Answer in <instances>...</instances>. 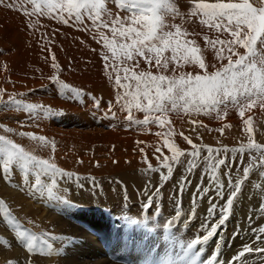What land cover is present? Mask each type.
<instances>
[{"label":"rangeland","instance_id":"rangeland-1","mask_svg":"<svg viewBox=\"0 0 264 264\" xmlns=\"http://www.w3.org/2000/svg\"><path fill=\"white\" fill-rule=\"evenodd\" d=\"M195 2L172 0L179 15L166 16L165 21L169 26L180 25L189 33L187 39L196 41L208 71L212 72L228 60H220L216 49L204 37L220 40L231 37L201 24L202 17L192 16ZM250 2L259 7L264 0ZM9 3L13 4L12 8L6 6ZM105 5L111 13L110 19L129 15L115 0H105ZM33 8L26 0H5L0 5V136L70 175H58L49 195L51 177L42 176L44 187L37 191L33 187L32 171L25 174L13 166L10 179L6 180L0 168V200L14 218L6 219L0 212V264L10 261L12 264H207L217 251L222 259L219 264H264V233L258 232L264 228V176L261 175L264 166L259 165V153L247 148L250 141L264 145V107L254 105L245 109L241 117L239 109L229 104L227 118L238 116L228 119L230 122L222 119L224 115L217 118L215 112L180 110L168 112L163 126L137 123L145 119L146 113L135 108L129 110L124 101L118 102L117 97L124 90L115 84L114 71L109 79L111 70L105 69L102 58L107 50L94 38L91 21L85 19L89 30H84L73 22L64 24L47 15L25 14V9L32 13ZM30 24L35 27H29ZM103 31L111 37L108 29ZM236 51L246 54L244 48ZM223 55L232 53L225 47ZM53 56L60 66L59 72L52 67ZM173 67L176 65L170 64L165 74L173 75ZM139 68L154 74L158 71L155 67L149 69L143 61ZM181 73L196 75L203 74V70L198 65L185 64L177 67L175 75ZM120 74L123 76L122 71ZM53 76L61 83H56ZM65 84L69 87L64 88ZM73 89L80 90L79 94ZM12 99L22 106L36 108L31 112L17 108L8 104ZM49 109L50 113L45 115ZM130 113L132 120L128 119ZM245 120L249 123L245 124ZM179 122L188 124L180 126ZM29 133L42 136L45 141L34 140L26 135ZM184 137L200 148V155L195 158L197 166L191 171L188 167L193 148ZM165 139L184 153L178 161L171 160L172 152L164 146ZM158 147L160 152L156 151ZM208 147L220 150L212 154L213 160H225V165L216 172L225 185L223 199L210 180ZM241 147L245 149L243 153L231 151ZM164 157L169 158L173 167L167 180L161 179L162 174L167 175ZM250 163L254 166L244 179L243 169ZM149 164L157 170H149ZM229 173L233 184L237 179L243 183L226 223L218 229L219 235L203 245V251L199 244L189 251L187 244L198 237L202 240L206 227L210 230L222 218L221 208L231 191ZM201 188L209 190L205 193ZM39 202L46 208L39 206ZM212 204L217 209L209 217ZM21 233L35 237L38 234L35 251H29ZM245 246L250 251L235 260ZM195 252L199 254L194 255Z\"/></svg>","mask_w":264,"mask_h":264},{"label":"snow or ice","instance_id":"snow-or-ice-1","mask_svg":"<svg viewBox=\"0 0 264 264\" xmlns=\"http://www.w3.org/2000/svg\"><path fill=\"white\" fill-rule=\"evenodd\" d=\"M26 2L34 5L33 12L26 15H47L57 19L59 22L75 24L89 30L85 25V19L91 21L94 29V38L102 44L107 50L103 54L105 61V69L108 72L109 79H112V72L115 75V84L118 88L123 89V93L118 95L117 100L124 101V106L129 110H136L146 113L145 119L137 123L149 124L157 123L163 126L167 121V113L170 111H190L209 114L215 112L217 118L227 114L228 105L239 109V115L244 116L245 109H251L254 105L259 104L264 107V3L256 7L250 0H216V2H204V0H196L191 11L192 16H200V23L206 25L210 30L216 32L228 33L230 40L210 39L207 35L204 40L209 46L216 49L217 56L220 60L227 59V64H222L215 71L209 72L200 48L195 40H189V33L182 29L180 25H167L166 16L179 15L178 9L172 0H115L117 6L122 10L129 12L126 17L111 18L108 12L105 0H26ZM5 0H0V5H4ZM9 8L13 4L6 5ZM108 17V19L105 18ZM29 27H35L30 24ZM175 30L172 31L171 29ZM104 29L111 32V37L105 34ZM219 45V47H217ZM258 45L260 46L258 48ZM227 50L232 53L225 57L223 55ZM246 49V54H239L236 49ZM110 53V55H109ZM233 55L237 58L233 59ZM119 61V62H117ZM143 61L149 66V69L155 67L158 71L154 74L151 70H143L139 68L140 62ZM170 64L173 67V75H166ZM185 64L198 65L203 70V74L192 75L191 73H181L175 75L177 67L182 68ZM52 67L59 72L60 66L55 63L53 56ZM139 69V70H137ZM121 71L123 76H121ZM52 79L56 83H61L57 76ZM68 88V85H62ZM79 94L80 90L73 89ZM98 103V102H96ZM8 104L17 108L24 107L28 111H34L35 105H21L17 100H10ZM223 106V109L221 108ZM50 109L45 111V115L50 113ZM159 115H155V114ZM132 120L131 113L128 116ZM251 118H249L250 120ZM245 120V124L249 123ZM227 127V125H226ZM251 131V129H248ZM11 132L12 129H6ZM223 132V129H220ZM34 140L41 142L45 138L26 134ZM187 142L192 145L193 151L190 156L193 158L189 161L188 170L195 168L196 159L200 155L199 146L193 144L189 137H184ZM164 146L172 152V161H178L179 157L184 155L181 150L168 139L164 140ZM53 151L55 145L53 144ZM248 150H255L259 153V165L264 166V145L249 142ZM160 152V148L156 149ZM209 156L208 169L212 173V180L217 195L223 199L225 195V185L216 176L220 166L225 165L224 159L213 160L212 154L220 150L207 148ZM225 152L229 151L224 149ZM231 151H240L243 153L245 149H231ZM0 168H2L4 178L10 179L13 166H17L24 170L25 174L32 171L35 175L34 188L39 191L44 185L41 177H51L52 184L48 186L49 195L52 194V188L56 185V177L69 176L59 169L49 160L40 159L35 155L26 152L24 148L13 143L5 136H0ZM255 158H253V162ZM254 163L244 167L243 177L247 179ZM163 167L167 169V175L161 176V179L167 180L173 172V167L169 163V158L164 157ZM149 170L156 171L151 164L148 165ZM264 176V173H261ZM243 181L237 179L233 184L229 173L228 188L231 189L226 203L221 208V219L211 229H205L206 235L201 240H196L187 244L186 248L191 251L195 249V245H206L208 241L217 234L218 229L226 223L228 215L234 204V198L241 191ZM184 185H181L183 188ZM257 187H260L257 185ZM208 188H201L200 191L207 192ZM147 191V189H145ZM159 193L157 192V195ZM151 198L148 204L151 205ZM217 209V205L212 204L209 208V217L213 216ZM264 210V205H262ZM0 212H3L6 219H14L10 216L7 205L0 200ZM179 216V212L177 213ZM136 221H133L135 223ZM264 233V228L258 230ZM21 239L26 240L29 251H35L36 245L34 241L35 235L21 233ZM259 239V237H257ZM219 249V246L217 247ZM250 249L245 246L244 251L238 253L234 258L239 260L244 252ZM195 252L194 255H198ZM9 264H12L10 261ZM207 264H219L218 251L208 261Z\"/></svg>","mask_w":264,"mask_h":264},{"label":"bare ground","instance_id":"bare-ground-1","mask_svg":"<svg viewBox=\"0 0 264 264\" xmlns=\"http://www.w3.org/2000/svg\"><path fill=\"white\" fill-rule=\"evenodd\" d=\"M176 1H177V0H176ZM9 10H10V9H9ZM12 39H13V36H12ZM14 40H15V38H14ZM10 41H11V40H10ZM231 106H232V105H231ZM259 108H260V106H259ZM262 109H263V108H262ZM230 111H233V110H230ZM261 113H262V112H261ZM232 115H234V114H232ZM224 116H225V117H224ZM224 116H223L222 119H225V120H226V119H227V120H228V119H233V118L238 117V116H236V115H235L234 117L232 116L233 118H232V117H231V118H229V117L227 118V115H224ZM198 121H199V120H198ZM228 121H229V120H228ZM196 122H197V121H196ZM200 122H201V120H200ZM229 122H230V121H229ZM221 123H222V121H221ZM186 124H188V123H187V122H185V123L179 122V125H180V126H183V125H186ZM197 124H198V123H197ZM199 124H200V123H199ZM207 124H208V123H207ZM191 125H193V124H191ZM194 125H195V124H194ZM202 125H203V124H202ZM218 125H220V124H218ZM221 125H222V124H221ZM234 125H236V123H235ZM189 126H190V124H189ZM195 126H196V125H195ZM204 126H205V123H204L203 127H204ZM179 180H181V179H179ZM203 181H204V180H203ZM33 183H34V181H33ZM181 183H182V182H181ZM208 183H209V181H208ZM34 184H35V183H34ZM107 185L110 186L109 183H108ZM109 186L105 187V189H106V188L108 189ZM4 187H5V186H4ZM29 188H30V187H29ZM5 189H6V187H5ZM262 189H263V188H262ZM29 190H30V189H29ZM30 191H31V190H30ZM28 193H31V192H28ZM32 193H33V192H32ZM102 193H103V192H102ZM66 194H67V193H66ZM90 194H91V192H90ZM90 194H89V195H90ZM40 195H41V194H40ZM36 196H37V195H36ZM32 197H34V196H32ZM32 197H31V198H32ZM89 197H90V196H89ZM244 199H245V198H244ZM35 200H36V199H35ZM65 200H66V199H65ZM76 200H77V199H76ZM99 200H100V198L97 199V201H99ZM36 201H37V200H36ZM250 201H251V200H250ZM37 202H38V201H37ZM28 204H29V203H28ZM37 204H39V206H40V205L43 206V203H42V202H39V203H37ZM65 205H66V204H65ZM70 205H71V204H70ZM70 205H69V206H70ZM247 205H248V204H247ZM249 205H250V204H249ZM249 205H248V206H249ZM198 206H199V205H198ZM248 206H247V207H248ZM251 206H252V205H251ZM29 207H30V206H29ZM245 207H246V206H245ZM252 207H253V206H252ZM37 208H38V207H37ZM43 208H46V207L43 206ZM69 208H70V207H69ZM255 208H256V207H255ZM258 208H259V206H258ZM207 209H208V208H207ZM219 209H220V208H219ZM246 209H247V208H246ZM63 210H64V209H63ZM207 211H208V210H207ZM47 212H48V211H47ZM248 212H249V211H248ZM253 215H254V214H253ZM220 217H221V216H220ZM193 218H194V217H193ZM58 219H59V218H57V220H58ZM246 219H247V218H246ZM199 220H200V218H199ZM41 221H42V220H41ZM53 221H54V220H53ZM55 221H56V220H55ZM204 221H205V220H204ZM206 221H207V220H206ZM50 222H51V221H50ZM197 222H198V220H197ZM199 222H200V221H199ZM210 222H213V221L210 220ZM234 222H235V221H234ZM41 223L43 224L44 222L42 221ZM202 223H203V221H202ZM247 223H248V222H247ZM44 224H45V223H44ZM60 224H61V222H60ZM205 224H206V223H205ZM208 224H209V223H208ZM58 225H59V224H58ZM196 225H197V224H196ZM198 225H199V224H198ZM200 225H201V224H200ZM204 226H205V225H204ZM230 226H231V225H230ZM197 227H199V226H197ZM207 227H208V226H207ZM207 227H206V228H207ZM210 227H211V226H210ZM210 227H209V228H210ZM226 227H227V226H226ZM231 228H232V227H231ZM231 228H230V229H231ZM235 228H236V227H235ZM235 228L233 229V231L235 230ZM61 229H62V228H61ZM34 231H35V230H34ZM200 231H201V229H200ZM200 231H199V232H200ZM229 231H230V230L228 229V232H229ZM30 232H31V231H30ZM201 232H202V231H201ZM201 232H200V233H201ZM231 232H232V229H231L230 233H231ZM32 233H33V232H32ZM204 233H205V232H204ZM230 233H229V234H230ZM29 234L32 235L31 233H29ZM217 235H219V234H217ZM226 235H228V233H227ZM37 236H38V234H37ZM37 236H36V237H37ZM203 236H204V235H203ZM231 236H232V235H231ZM249 236H250V235H249ZM38 238H39V237H38ZM212 238H213V237H212ZM36 239H37V238H36ZM219 240H221V239L219 238ZM222 240H223V239H222ZM226 240H227V239H226ZM253 240H254V239H253ZM38 241H39V240H37V242H38ZM248 242H249V241H248ZM250 242H251V240H250ZM250 242H249V243H250ZM211 243H212V242H211ZM237 243H238V242H237ZM249 243H248V244H249ZM35 245H36V244H35ZM237 245H238V244H237ZM239 245H240V244H239ZM246 245H247V244H246ZM250 245H251V244H250ZM250 245H249V246H250ZM258 245H259V244H258ZM36 246H37V245H36ZM215 246H216V243H215ZM220 246H221V245H220ZM231 246H232V245H231ZM210 247H211V246H210ZM237 247H238V246H237ZM221 248H222V247H221ZM248 248H249V247H248ZM212 249H213V248H212ZM214 249H215V248H214ZM222 249H223V248H222ZM259 249H260V247H259ZM216 250H217V249H216ZM211 251H212V250H211ZM8 252H9V251H8ZM10 252H11V251H10ZM13 252H14V251H13ZM214 252H215V251H214ZM224 252H225V251H224ZM209 253H210V251H209ZM222 253H223V252H222ZM226 253H227V252H226ZM210 254H211V253H210ZM214 254H215V253H214ZM208 255H209V254H208ZM219 255H220V254H219ZM221 255H222V254H221ZM235 255H236V254H235ZM248 256H249V255H248ZM225 257H226V256H225ZM229 257H231V255H230ZM207 259H208V258H207ZM220 259H221V258H220ZM220 259H219V260H220ZM227 259H228V258H227ZM229 259H230V258H229ZM221 260H222V259H221ZM224 260H225V259H224ZM226 261H227V260H226ZM227 262H228V261H227ZM228 263H229V262H228ZM182 264H183V263H182Z\"/></svg>","mask_w":264,"mask_h":264}]
</instances>
